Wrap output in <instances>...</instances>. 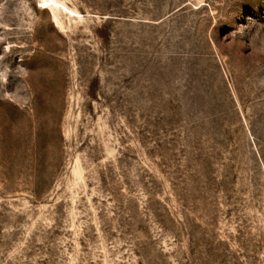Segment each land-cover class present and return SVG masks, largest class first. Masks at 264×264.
I'll return each instance as SVG.
<instances>
[{
    "label": "rangeland",
    "instance_id": "374dc122",
    "mask_svg": "<svg viewBox=\"0 0 264 264\" xmlns=\"http://www.w3.org/2000/svg\"><path fill=\"white\" fill-rule=\"evenodd\" d=\"M0 264H264V0H0Z\"/></svg>",
    "mask_w": 264,
    "mask_h": 264
}]
</instances>
